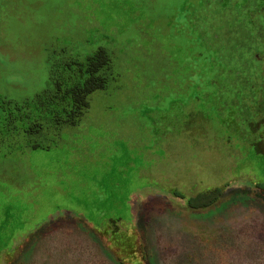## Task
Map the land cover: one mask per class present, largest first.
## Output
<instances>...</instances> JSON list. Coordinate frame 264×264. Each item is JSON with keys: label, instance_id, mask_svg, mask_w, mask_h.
Listing matches in <instances>:
<instances>
[{"label": "rangeland", "instance_id": "1", "mask_svg": "<svg viewBox=\"0 0 264 264\" xmlns=\"http://www.w3.org/2000/svg\"><path fill=\"white\" fill-rule=\"evenodd\" d=\"M262 32L264 0H0V97L113 64L49 148L0 146V264H264Z\"/></svg>", "mask_w": 264, "mask_h": 264}, {"label": "trees", "instance_id": "2", "mask_svg": "<svg viewBox=\"0 0 264 264\" xmlns=\"http://www.w3.org/2000/svg\"><path fill=\"white\" fill-rule=\"evenodd\" d=\"M264 32L260 37L264 60ZM257 59V58H255ZM258 60V59H257ZM260 61V60H258ZM260 61V62H262ZM51 79L55 86L34 101L22 104L0 97V146L23 141L26 147L49 148L37 138L53 139L65 125H76L90 106V95L107 87L113 77L112 57L105 47H98L85 60L72 59L53 65ZM262 80H264L262 78ZM221 188L201 192L188 199L194 208L211 205Z\"/></svg>", "mask_w": 264, "mask_h": 264}]
</instances>
